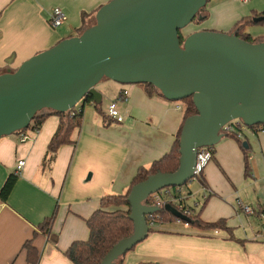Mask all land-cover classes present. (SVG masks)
I'll list each match as a JSON object with an SVG mask.
<instances>
[{"label": "crops", "instance_id": "crops-1", "mask_svg": "<svg viewBox=\"0 0 264 264\" xmlns=\"http://www.w3.org/2000/svg\"><path fill=\"white\" fill-rule=\"evenodd\" d=\"M109 1L0 0L2 73L79 35L83 14L89 15V22L90 14ZM55 7L68 16L58 27L49 20ZM263 11L264 0L246 4L208 0L198 30L232 33L239 20ZM245 31L252 38H263L264 23L249 25ZM110 81L96 87L102 93L98 108L94 100L81 106L82 124L73 131L72 142L59 147L53 162H45V157L60 122L56 114L50 113L37 130L0 139V190L9 175H18L7 200L0 197V264H33L23 249L27 240H33L39 253L37 264H75L65 252L74 241L89 238L87 220L101 208L102 198L124 193L140 167L171 149L183 121L180 102L149 95L140 84ZM123 89L129 90L128 99L118 100ZM116 100L121 122L109 115V105ZM212 149L202 175L204 185L199 182L198 190L193 184L186 187L185 203L198 207L203 222L225 220V227L204 229L184 221H178L185 223L180 227H170L157 222L126 253L122 264H264V130L247 129L242 138L225 135ZM19 160L25 164L17 173ZM246 205L252 213L244 211ZM49 219L44 233L40 225Z\"/></svg>", "mask_w": 264, "mask_h": 264}, {"label": "water", "instance_id": "water-1", "mask_svg": "<svg viewBox=\"0 0 264 264\" xmlns=\"http://www.w3.org/2000/svg\"><path fill=\"white\" fill-rule=\"evenodd\" d=\"M207 2L110 0L81 34L0 74V139L28 128L43 109L66 112L88 96L101 103L96 87L104 79L151 83L172 101L192 96L198 113L182 127L178 169L152 174L132 187L128 200L134 231L113 246L102 264H116L148 236V215L161 210L147 203L151 194L190 181L198 148L215 146L225 136V124L233 119L249 127L264 124V40L199 30L181 44L179 31L197 15L203 17ZM166 208L186 220L170 204Z\"/></svg>", "mask_w": 264, "mask_h": 264}, {"label": "trees", "instance_id": "trees-1", "mask_svg": "<svg viewBox=\"0 0 264 264\" xmlns=\"http://www.w3.org/2000/svg\"><path fill=\"white\" fill-rule=\"evenodd\" d=\"M205 7L201 9V14L204 13ZM99 8H97L93 12V14H90L93 17L92 19H94L95 14ZM87 16L89 15L83 14L82 25L77 29L78 34H81L87 28L88 26V21L86 19ZM260 16H264V11L258 13L257 12L252 13L250 16L242 18L235 24L233 32L241 39L247 40L249 42H257L264 40V37L252 38L251 35L245 31L246 27L249 25L263 24L264 20L255 21V18ZM200 21H202V18H199V15H197L196 18L192 21V23H199ZM179 35L181 39V44L183 45V42L187 37V35L183 34L182 29L179 31ZM15 70L16 69L12 71ZM1 73L2 71L0 69V74ZM139 84L145 87L149 95H158L165 98L162 92L153 84L151 83H139ZM93 100L94 99L92 96H88L87 98H85L84 103ZM174 102H180L182 105L183 121L178 130V133L175 137L171 149L167 153H165L161 158L154 160L149 166L140 167L137 174L133 178L131 185L124 193L108 194L102 198L101 208L96 210L87 220V224L90 229L89 238L87 240L74 241L65 252L67 257L75 264H102V261L104 260L105 256L109 253V251L113 248V246L117 244L121 239L130 236L134 231V222L130 218L131 205L128 200V196L132 187L135 184L145 180L148 176L152 174H156L158 172L172 173L178 169L180 165L179 150H180V137H181L182 127L184 125L185 120L188 117L198 113V109L193 101L192 96ZM94 103L97 108L101 105V103H98L96 101H94ZM50 113L58 115L60 118V122L48 146L47 155L45 157V162L48 163L53 162L60 146L72 142L71 136L73 131L76 128L80 127L82 124L83 109L81 107L77 109L76 106L66 112L54 111L51 109H43L42 111H39L35 115L28 128L18 131L16 133L24 132L29 128H33L35 130L39 129L45 118ZM255 126L256 125L250 126L249 128H251L253 131H256ZM244 160H245V172L248 174L250 164H249V155L247 153H245ZM17 179H18V175L15 173L9 175V177L6 179L2 189L0 190V197L3 200H7ZM198 180L200 183L204 185V180L202 175L198 177ZM168 188H174V187H168ZM147 203L152 204L150 199L147 201ZM167 204H170L174 208L179 209V203L167 200V202H164V204L161 205L160 211L150 214L148 216L147 218L148 222H150V219H155L154 224L157 222L172 223L180 220L172 211L166 208ZM187 207L189 209V212L186 214L188 219L184 220V222L204 229H222L225 227V220H219L217 222H212V223H205L200 219V213H199L200 210L197 211L198 207H194V206L192 207L187 206ZM156 216L158 218H156ZM50 223L51 220L49 219V220H45V222H43L40 225L44 233L48 232ZM153 230H154V225L150 227L149 232H152ZM23 249H25L27 252V260L30 263L37 264L39 260V253L35 248V246L33 245V240H27L23 244ZM125 255L121 256L116 261L117 264H122V259ZM138 264H155V263L140 262Z\"/></svg>", "mask_w": 264, "mask_h": 264}, {"label": "built area", "instance_id": "built-area-1", "mask_svg": "<svg viewBox=\"0 0 264 264\" xmlns=\"http://www.w3.org/2000/svg\"><path fill=\"white\" fill-rule=\"evenodd\" d=\"M241 1L245 4L250 2V0H241ZM67 19H68L67 14L59 7L53 8L50 12L49 20L53 27L60 26L61 24L66 22ZM128 95H129V90L123 89L118 100H121V99L127 100ZM177 106L181 107L182 105L180 103ZM109 115L112 118H115L118 122H121L123 120V115L120 113V111L117 108V100L111 101L109 105ZM247 129H251V128H249V126H247L241 119H233L222 127L221 132L225 135H235L238 138H242L244 135V132L247 131ZM255 130L256 131L254 132L264 130V124L256 125ZM212 156H213V149L211 146H203V147L198 148L197 155H196V161L194 165V177L193 178H198L201 175H203V171L207 163L211 160ZM24 164H25V160L18 161L17 173L20 172ZM192 179L185 184L186 186H177L174 188H164L158 192L151 194L149 199L151 200L152 205H157L161 207V205L164 204V202H167V200L174 201V202L179 203L178 210L182 212L184 215H186L189 212V209L185 203L187 199V194H186L187 191L184 188L185 187L189 189L191 188ZM207 195L208 194H205L204 197L206 198ZM243 209L246 213L253 212L251 207L247 205L244 206ZM156 218L158 217L156 216ZM154 220L155 219H150V222L148 223L151 226H153ZM178 221H181V220H178Z\"/></svg>", "mask_w": 264, "mask_h": 264}, {"label": "rangeland", "instance_id": "rangeland-1", "mask_svg": "<svg viewBox=\"0 0 264 264\" xmlns=\"http://www.w3.org/2000/svg\"><path fill=\"white\" fill-rule=\"evenodd\" d=\"M94 23H95V17H94V19H92V20H90V21L88 22V26H90V25H92V24H94ZM88 26H87V27H88ZM199 27H200V25H199L198 23H190V24L187 25L185 28H183L182 31H183V34H184V35H187V36H188V35H190V34L193 33V32L199 31V30H198ZM106 82H111V81H110V79H104V80L101 81L97 86H100L101 84H104V83H106ZM124 85H130V84H124ZM108 100H109V99L105 100V105H107ZM83 104H84V100L80 101V102L76 105V108L79 109L81 106H83ZM14 134H15V133L10 134V135H14ZM6 136H8V135H6ZM191 182H192V184H193V188H194L195 190H198V189H199V181H198V178H193ZM184 186H186V185H184ZM184 189H186V187H185ZM195 193H196L197 195H199L198 192H195ZM195 201H196V200L192 199L191 203L193 204ZM194 207H196V205H194ZM182 217L188 219L187 215H182ZM182 224L184 225L185 223H182ZM182 224H181V223L179 224L178 221H176V222H172V223H167L166 226L168 225V226H170V227H171V226H178V227H180V226H182ZM116 264H117V262H116Z\"/></svg>", "mask_w": 264, "mask_h": 264}]
</instances>
